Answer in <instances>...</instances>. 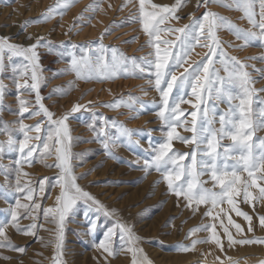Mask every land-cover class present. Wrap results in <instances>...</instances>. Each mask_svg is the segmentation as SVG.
I'll use <instances>...</instances> for the list:
<instances>
[{"label": "snow or ice", "instance_id": "1", "mask_svg": "<svg viewBox=\"0 0 264 264\" xmlns=\"http://www.w3.org/2000/svg\"><path fill=\"white\" fill-rule=\"evenodd\" d=\"M184 2L174 0L171 5H161L152 0H125L118 8L123 10L131 5L124 21L119 24L112 22L105 26L95 41L80 44L61 42L55 46L46 37L27 36L25 39H34V42L24 45L13 42L11 36H0V112L5 108L9 88L5 83V74L15 88L16 103L14 110L9 109L14 120L0 118V136L4 137L0 139V157L4 153L15 154V159L8 165L0 164V175L3 176L0 200L7 204L3 209L4 217L0 218V250L26 253V246L13 243L10 232H14L33 237L44 247L51 246V264H65L62 257L67 223L81 207L87 224L86 235H94L101 215L106 219L117 216L115 210L108 209L78 183L88 173L75 174V161L82 159L83 154L72 151L79 138L71 135L69 120L81 113H88L91 117V122L86 124L92 134V140L88 142L98 143L105 157L114 160L119 158L113 150L127 147L136 159L120 162L145 174L152 171L158 173L159 179L154 183L162 182L167 193L176 198L177 206L188 209L193 215L200 206H205L202 217L219 221L228 247L264 245V237L247 235L254 233L257 226L264 229V214L255 211L256 204H264V136L257 135L264 131V86H254L258 78L264 79V68H256L254 63L246 62L264 64V52L241 60L229 55L217 38V32L226 29L241 42L236 45L237 48L258 44L264 49V0H196V10L203 8L202 14L189 13L188 23L179 28L169 27L168 22L182 19L177 13ZM74 3L76 0H56L38 20L25 21L20 27L23 30L30 23L62 17ZM101 3L102 0H95L87 5L69 26V32L77 25L90 22L97 11L103 12ZM212 4L238 11L239 19L246 21L247 27H240L211 11L209 6ZM111 7L109 4L108 8ZM86 12L92 15L85 16ZM126 23L139 24L146 41L137 51L147 47L149 52L146 55L129 57L118 47L103 43L104 37L110 35L114 28ZM161 32L177 35L173 40H162ZM193 42L206 47L207 52L198 61L188 63L187 57L195 46ZM56 47L62 49L61 59L66 56L67 60L66 67L53 72V77L75 73L77 79L85 80L105 81L116 77L144 79L148 87H142L143 94L147 96L149 89L154 90L159 96L158 102L154 100L149 104L130 97L132 103L117 99L103 106L128 108L135 113L129 119L154 108L159 128L147 131L128 128L123 122L92 111L89 107L91 102L88 105L75 103L60 115L52 112L43 103L45 97L41 94L46 79L39 49L52 52ZM179 69L183 71L177 74ZM253 71L257 76H253ZM136 104L139 108L135 107ZM184 104L189 105L191 111L182 108ZM26 119L35 122L27 124ZM178 129L191 135H182ZM157 130L161 139L153 142L152 133ZM144 137L147 138V149L140 148L141 138ZM174 141L183 143L190 151H176ZM138 148L140 151H137ZM53 152V163L44 166L55 168L54 178L23 179L29 176L23 171L24 166L42 162ZM209 183L210 187L207 186ZM49 186L58 188L59 192L53 205L44 207L40 200ZM241 202L248 204L253 213L241 210L238 206ZM224 204L243 219L246 228L235 222L223 207H220V212L227 218V224H224V217L219 212L214 214L213 210ZM173 219L169 217L163 226L167 227ZM23 220L29 223L22 224ZM45 224H52L53 227L45 228ZM41 229L51 234L47 243L39 236ZM231 229L235 230V234ZM200 232L208 235L194 236ZM117 239L122 241L120 250L131 254V264H152L143 249L138 247L141 238L127 222L115 220L111 226H106L103 238L99 242L93 241L92 246L108 256H115ZM184 239L188 243L173 245L176 251H194L200 244H210L224 251V240L217 231L216 223L192 227L185 233ZM0 259L12 260L13 257L0 254ZM216 260L224 264L219 256ZM227 260L228 264H239L231 257ZM20 264H23L22 260ZM258 264H264V259Z\"/></svg>", "mask_w": 264, "mask_h": 264}, {"label": "rangeland", "instance_id": "2", "mask_svg": "<svg viewBox=\"0 0 264 264\" xmlns=\"http://www.w3.org/2000/svg\"><path fill=\"white\" fill-rule=\"evenodd\" d=\"M56 0H9L5 3L0 0V36H11L13 42L27 45L34 42L27 40L25 37H46L53 42L55 46H59L61 42L84 43L86 41H95L99 34L104 30L105 26L112 22L120 23L127 18L131 5L124 7L123 10H118L125 0H102L101 7L103 12L97 11L90 22L84 23L83 26L77 25L69 32V26L73 24L74 19L82 12L89 4L95 0H76L69 7L62 17L49 19L48 21H39L37 23L28 24L23 30L21 25L28 20H38L40 15L47 10V7L54 4ZM157 4L171 5L174 0H152ZM111 4L112 7L108 8ZM210 10L228 18L233 23L240 27H247L246 21L240 20V13L235 10H229L216 4L209 6ZM203 8L196 10V0H185L184 6L178 11L181 20H172L168 22V26L172 28L182 27L188 23V14L195 12L197 16L201 15ZM85 16L92 15L90 12L84 13ZM164 27V26H161ZM65 33H68L67 35ZM161 39L173 40L176 33L161 32ZM136 39L133 40L132 38ZM217 38L221 41L224 50L232 56H236L244 60L248 56H258L264 49H261L258 44L250 47L239 49L236 45L240 44L235 37L226 29L217 32ZM124 41H131L125 43ZM146 41L145 35L140 31L139 24L126 23L120 27L113 29L110 35L103 39V43L108 46L118 47L127 56L140 57L149 52L147 47H143L137 51ZM195 44V42H193ZM228 45H232L229 47ZM41 61L43 65V76L46 83L41 88V94L45 97L43 103L56 115H60L71 108L75 103L88 105L92 111L102 114L109 119H115L117 122H123L128 128L143 129H158L160 122L155 117V109L150 108L147 112L139 115L135 119H129V116L135 115L128 108L119 107L110 109L103 105L114 102L117 99H123L128 103H132L130 97L138 98L148 102L159 101L158 94L149 89L148 95L145 96L142 87L147 88L144 79L132 77H116L112 80L98 81L77 79L75 73H67L53 77V72L66 67L67 57L61 59L60 53L62 49L56 47L52 52L45 48L39 49ZM207 52L206 47H201L199 44L190 50L187 57L188 63L198 61ZM249 64H255L256 68H264V64L259 61H246ZM187 67V64H185ZM217 67H220L217 65ZM252 71V69H248ZM183 71V69H179ZM221 75L223 69L220 68ZM253 76L257 74L253 71ZM5 83L9 85L5 97V108L0 112V118L4 121L14 120L9 109H15V88L7 79L5 74ZM259 88L264 86V79H257L254 85ZM54 89L58 91H54ZM264 95V94H262ZM192 99L191 97H187ZM139 108V104L135 105ZM182 108L191 111L189 105H181ZM224 107V105H220ZM190 120V117L188 118ZM34 120L26 119L25 123L32 124ZM91 122V117L88 113L76 114L75 118L69 120L71 135L79 138V142L75 143L72 151L74 153H82L83 157L75 161V174L88 173L78 183L86 187V190L101 201L108 209L115 210L117 216L114 218L99 217V227L95 230L94 235H86L87 224L81 210L76 213L67 223L66 232L64 235V252L63 261L65 264H131V254L120 250L122 241L117 239L115 247L117 254L108 256L101 250L92 246L93 241L99 242L103 238V233L106 226H111L115 220L127 222L134 228L135 234L141 238L138 247L143 249V252L152 261V264H219L216 257L219 256L224 264H228L227 257L237 260L239 264H258V261L264 259V245H246L228 247L226 238L223 237V230L220 227L219 221H212L207 217H202L201 213L205 210V206H200L199 211L193 215L188 209L177 206V200L174 196L167 193L164 184L154 183L159 179L158 173L152 171L150 174H145L143 171L129 167L123 161H134L136 156L129 151L127 147H119L114 149L115 155L119 160H114L105 157L101 146L96 142H88L92 140V134L87 129L86 124ZM182 135L190 136L191 133L184 132L178 129ZM34 135V134H33ZM264 136V131L257 133ZM153 142H158L161 139L160 131H153ZM0 139L4 137L0 136ZM174 149L179 152L190 151L179 141H174ZM140 148L147 149V138H141ZM137 151H140L138 148ZM15 159V154L4 153L0 157V164L8 165L10 161ZM54 160V152L51 157H46L42 162H36L32 166H24L23 171L29 173L28 177L23 179L38 180L39 178L48 176L53 177L56 174L55 168L45 167V164H52ZM91 170V171H89ZM207 179V178H205ZM3 181V176L0 175V182ZM207 186H211L209 183ZM59 189L48 187L40 202L44 207L53 205L55 196ZM39 199V196H38ZM241 210L253 213V209L246 203H239ZM7 204L0 200V218L4 217L3 209ZM220 207L229 212L235 222L240 223L245 228L247 227L241 217L229 210L227 204L218 206L213 210L215 213H220L221 217L224 214L220 212ZM255 211L259 214H264V204H256ZM169 217H174L171 223L164 227L163 225ZM22 224L29 223L28 220L21 221ZM41 223L43 221L41 220ZM216 223L217 231L224 240V251L221 252L210 244L197 245L194 251L178 252L173 245L177 243H188L184 239L185 233L192 227ZM224 224H227V218L224 217ZM45 228H52V224H45ZM233 234L235 230L231 229ZM13 243L18 246H26L25 254H19L13 251L0 250V254L13 257L12 260L0 259V264H51L53 256V248L51 246L44 247L33 237H25L23 235L10 232ZM208 235L205 232L194 234L195 237H204ZM248 236L264 237V229L256 227L254 233H248ZM39 236L44 238L45 243L51 238L49 232L40 230Z\"/></svg>", "mask_w": 264, "mask_h": 264}]
</instances>
